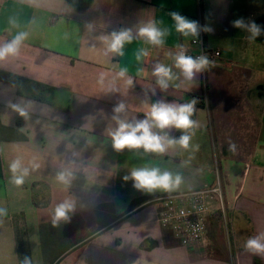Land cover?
Returning a JSON list of instances; mask_svg holds the SVG:
<instances>
[{
    "label": "crops",
    "instance_id": "1",
    "mask_svg": "<svg viewBox=\"0 0 264 264\" xmlns=\"http://www.w3.org/2000/svg\"><path fill=\"white\" fill-rule=\"evenodd\" d=\"M172 11L211 27L198 38L223 57L193 80L181 75L161 91L152 66H171L178 45L199 51L175 31ZM241 17L264 25V0H0V40L29 33L19 56L0 62L1 72L27 80L0 81V207L7 209L0 217V264H20L16 228L26 232L31 264H264V255L245 248L249 237L264 234V36L248 41L231 24ZM10 18L18 28L9 29ZM153 20L168 29L162 47L137 38L125 56L104 55L100 37ZM141 48L149 56L137 63ZM122 66L131 85L117 77ZM193 97L203 101L193 116L196 147L163 154L112 148L117 100L128 105L123 115L132 120L158 99L186 103ZM17 156L39 163L19 186L9 170ZM69 161L75 178L65 190L55 177ZM144 166L179 174L182 183L170 192L138 191L123 177ZM217 177L232 236L226 242L218 235L215 212L202 250H188L159 224L157 199L214 185ZM69 196L75 211L54 225L53 209Z\"/></svg>",
    "mask_w": 264,
    "mask_h": 264
},
{
    "label": "clouds",
    "instance_id": "2",
    "mask_svg": "<svg viewBox=\"0 0 264 264\" xmlns=\"http://www.w3.org/2000/svg\"><path fill=\"white\" fill-rule=\"evenodd\" d=\"M174 29L184 38L196 40L202 32H212L213 29L207 25H201L198 20L190 19L179 12H170ZM232 27L240 29L246 33V39L255 42L258 37L264 36V25L257 24L254 20L241 17L231 22ZM18 22L10 18L9 29L18 28ZM168 35V29L161 28L156 21H148L132 28H121L114 30L108 35L100 37L104 44V55L112 57L125 56L126 45L131 44L135 39L140 38L145 44L152 47H162ZM29 38L27 31H18L7 41L0 40V62L8 60L10 57L20 55L21 49ZM178 51L172 54L173 64L171 66L162 62H157L152 66V76L155 77V83L163 91L167 90L170 84L183 76L185 80H193L197 74L205 71L211 61L205 53L200 55H190L183 45L177 46ZM149 56L147 48H141L136 52L135 59L137 63L143 61ZM173 69L179 71V75ZM144 69L139 68L137 74H143ZM117 77L126 80L131 85L133 78L129 76V68L122 66L117 72ZM103 86V75L98 80ZM116 92L117 89H111ZM156 94L155 89L152 90ZM198 99L193 97L186 103L166 102L158 99L148 107L142 119L129 120L124 117L128 110V105L122 100H117L112 108L111 119L116 127L110 131L112 148L116 152H122L125 149L129 151L143 150V154L156 153L163 154L169 148L180 147L184 150L194 148L191 144L194 135V129L198 127L197 121L193 119L196 112ZM20 115L27 117V112L19 105H13ZM180 131L179 136L172 135V130ZM39 167L35 159L25 163L23 157L17 156L9 163L11 172V181L17 186L24 183L25 178L30 171ZM73 162L61 168L56 173V182L63 185L65 190L69 189L75 178ZM125 181H131L134 189L144 192H153L156 190L173 191L182 183V177L179 174H173L167 170H161L159 167H133L130 172L123 177ZM76 200L69 196L61 203L57 204L52 211V221L56 225L61 221L70 219V214L75 211ZM7 215V209L0 207V217ZM245 248L254 255H264V234L249 237L245 242ZM24 264H29L25 258Z\"/></svg>",
    "mask_w": 264,
    "mask_h": 264
},
{
    "label": "built area",
    "instance_id": "3",
    "mask_svg": "<svg viewBox=\"0 0 264 264\" xmlns=\"http://www.w3.org/2000/svg\"><path fill=\"white\" fill-rule=\"evenodd\" d=\"M191 44L197 46L199 51L194 53L184 46L187 53L193 56L207 54L211 61L208 68L223 57L220 50L205 48L202 38L192 40ZM197 99L198 102L202 101L201 98ZM157 202L160 204L157 218L159 224L170 230L180 245L188 250H202L208 219L212 214L218 212L225 216L223 190L218 177L214 185H204L190 193L164 195ZM215 203L218 207L212 208Z\"/></svg>",
    "mask_w": 264,
    "mask_h": 264
},
{
    "label": "trees",
    "instance_id": "4",
    "mask_svg": "<svg viewBox=\"0 0 264 264\" xmlns=\"http://www.w3.org/2000/svg\"><path fill=\"white\" fill-rule=\"evenodd\" d=\"M0 81L9 83L12 85H20L27 80L21 76H17L14 74L0 71ZM39 86L41 88H44L45 90L49 89V87L41 85V84H39ZM200 105H203V101L198 102L196 104V107ZM16 238H17V248H18V256H19L20 264H24L25 258H27L29 261V264H31V256H30V251H29L27 241H26L25 230L16 228Z\"/></svg>",
    "mask_w": 264,
    "mask_h": 264
},
{
    "label": "rangeland",
    "instance_id": "5",
    "mask_svg": "<svg viewBox=\"0 0 264 264\" xmlns=\"http://www.w3.org/2000/svg\"><path fill=\"white\" fill-rule=\"evenodd\" d=\"M218 207V204L215 203L212 208ZM216 217L213 218L212 223L215 225V229H219L221 234L218 233L223 239L226 240V242L230 241V235L232 236V233L230 234V221H229V214L227 210L225 209V216L220 215L218 212ZM211 223V224H212ZM213 225V226H214ZM227 229V230H226ZM226 231H229L227 233Z\"/></svg>",
    "mask_w": 264,
    "mask_h": 264
}]
</instances>
